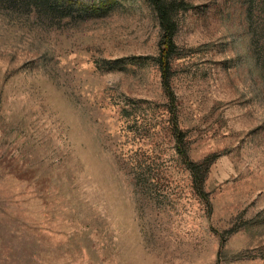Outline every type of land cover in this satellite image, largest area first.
I'll use <instances>...</instances> for the list:
<instances>
[{"label":"rangeland","instance_id":"374dc122","mask_svg":"<svg viewBox=\"0 0 264 264\" xmlns=\"http://www.w3.org/2000/svg\"><path fill=\"white\" fill-rule=\"evenodd\" d=\"M178 1L171 101L149 0H0V264H264V0Z\"/></svg>","mask_w":264,"mask_h":264},{"label":"trees","instance_id":"16d2710c","mask_svg":"<svg viewBox=\"0 0 264 264\" xmlns=\"http://www.w3.org/2000/svg\"><path fill=\"white\" fill-rule=\"evenodd\" d=\"M151 4L155 7L160 25L163 31L162 40L160 43V56L159 64L162 73V81L165 91L167 92L171 101L175 100V94L170 84V74H171V55L176 47L175 45V34L177 30V24L174 20V14L177 11L185 10L188 8L185 1L178 0H149ZM179 129H175L178 131ZM193 181L196 189L202 192V184L204 181L205 172L203 173V164H188Z\"/></svg>","mask_w":264,"mask_h":264}]
</instances>
